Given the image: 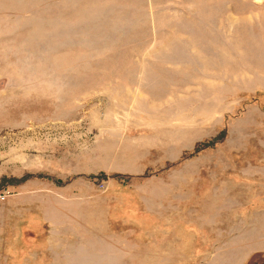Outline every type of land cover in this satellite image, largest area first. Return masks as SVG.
Segmentation results:
<instances>
[{
	"label": "rangeland",
	"instance_id": "374dc122",
	"mask_svg": "<svg viewBox=\"0 0 264 264\" xmlns=\"http://www.w3.org/2000/svg\"><path fill=\"white\" fill-rule=\"evenodd\" d=\"M0 264H264V0H0Z\"/></svg>",
	"mask_w": 264,
	"mask_h": 264
},
{
	"label": "built area",
	"instance_id": "2783aa9c",
	"mask_svg": "<svg viewBox=\"0 0 264 264\" xmlns=\"http://www.w3.org/2000/svg\"><path fill=\"white\" fill-rule=\"evenodd\" d=\"M1 198H3V197H1Z\"/></svg>",
	"mask_w": 264,
	"mask_h": 264
}]
</instances>
